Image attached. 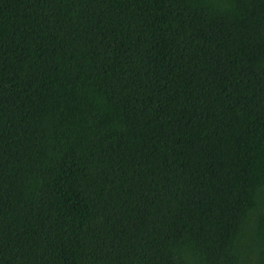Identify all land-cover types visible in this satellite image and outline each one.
I'll use <instances>...</instances> for the list:
<instances>
[{
	"label": "trees",
	"instance_id": "1",
	"mask_svg": "<svg viewBox=\"0 0 264 264\" xmlns=\"http://www.w3.org/2000/svg\"><path fill=\"white\" fill-rule=\"evenodd\" d=\"M0 264H264V0H0Z\"/></svg>",
	"mask_w": 264,
	"mask_h": 264
}]
</instances>
